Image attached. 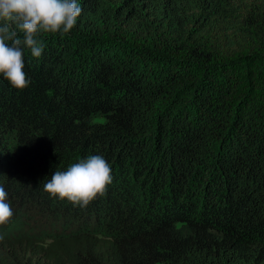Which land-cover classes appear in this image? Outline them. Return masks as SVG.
Segmentation results:
<instances>
[{"label": "trees", "instance_id": "16d2710c", "mask_svg": "<svg viewBox=\"0 0 264 264\" xmlns=\"http://www.w3.org/2000/svg\"><path fill=\"white\" fill-rule=\"evenodd\" d=\"M77 2L0 76V264H264V0ZM90 155L103 196L44 191Z\"/></svg>", "mask_w": 264, "mask_h": 264}, {"label": "clouds", "instance_id": "9594fccd", "mask_svg": "<svg viewBox=\"0 0 264 264\" xmlns=\"http://www.w3.org/2000/svg\"><path fill=\"white\" fill-rule=\"evenodd\" d=\"M82 11L77 0H0V76L15 89L27 88L31 81L24 70L25 48L33 57H41L45 49L41 34L70 33ZM112 180V168L106 159L90 155L64 171L56 170L43 189L52 197L87 208L106 193ZM13 215L8 193L0 185V225Z\"/></svg>", "mask_w": 264, "mask_h": 264}]
</instances>
